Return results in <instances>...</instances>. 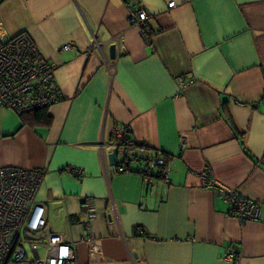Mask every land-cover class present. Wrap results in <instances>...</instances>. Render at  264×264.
I'll use <instances>...</instances> for the list:
<instances>
[{
	"label": "crops",
	"instance_id": "crops-1",
	"mask_svg": "<svg viewBox=\"0 0 264 264\" xmlns=\"http://www.w3.org/2000/svg\"><path fill=\"white\" fill-rule=\"evenodd\" d=\"M130 7L149 14L150 38ZM21 32L55 66L62 99L48 124L0 107V168L44 170L36 200L79 264H233L228 249L264 264V0H4L0 42ZM122 126L140 156L168 155V183L109 163ZM206 167L260 202L261 220L229 215L201 187Z\"/></svg>",
	"mask_w": 264,
	"mask_h": 264
},
{
	"label": "built area",
	"instance_id": "built-area-1",
	"mask_svg": "<svg viewBox=\"0 0 264 264\" xmlns=\"http://www.w3.org/2000/svg\"><path fill=\"white\" fill-rule=\"evenodd\" d=\"M167 6L173 7L174 2ZM148 18L144 9L130 7V24L142 30ZM71 47L67 44L64 48ZM54 67L24 32L0 42V107L18 115L59 102L62 96L54 79ZM123 137L122 128L116 127L113 132L116 158L122 157L127 148L135 146L133 141L122 145ZM138 149L144 148L138 146L135 150ZM260 162L264 166V154ZM148 167L156 176L144 175L145 183L150 184L157 177L169 182L168 158L163 152H156ZM66 170L82 175L80 168ZM125 171L126 159L117 167V172ZM43 173L41 168H0V264H79L76 242H66L60 233L50 230L45 206L36 200ZM201 187L213 190L218 198L224 199L227 213L240 223L261 220L260 202L249 200L236 188L219 183L207 167L201 173ZM81 208L89 222L95 216L91 203L84 200ZM88 235V224L85 223L83 238ZM224 260L237 264L231 249L226 251Z\"/></svg>",
	"mask_w": 264,
	"mask_h": 264
},
{
	"label": "trees",
	"instance_id": "trees-1",
	"mask_svg": "<svg viewBox=\"0 0 264 264\" xmlns=\"http://www.w3.org/2000/svg\"><path fill=\"white\" fill-rule=\"evenodd\" d=\"M3 1L4 0H0V3H2ZM142 32L147 39L150 38L154 34V31L147 28V25H145L142 28ZM45 111H46V108L38 109V110L26 112V113H19L18 116H19L23 125L28 124L31 121H43V122L48 124L49 118L47 117V114ZM226 120H227V123L229 124V126L231 127V129H233V131H234L235 127L232 123L231 118L228 115L226 116ZM121 128L123 130V135H124L123 141L121 142V144L125 145V144H127V141H133L129 135L128 128L125 126H122ZM134 144H135V146L127 148L126 149L127 152H125L124 155L122 157H120L119 160H117V162H116L117 167L120 166L122 163H124V161L126 159L127 160V171L128 170L130 171V169H131L130 166L132 163H136L137 169H135V170L132 169V170L139 173L142 177L144 175L155 177L156 176L155 173L148 167V163H149L151 158L140 156L137 153V151L135 150L136 147H138V146L139 147H146V146H144L143 144L137 143V142H134ZM146 149H148V148L146 147ZM163 154H164L165 158H168V155H166L165 153H163Z\"/></svg>",
	"mask_w": 264,
	"mask_h": 264
},
{
	"label": "water",
	"instance_id": "water-1",
	"mask_svg": "<svg viewBox=\"0 0 264 264\" xmlns=\"http://www.w3.org/2000/svg\"><path fill=\"white\" fill-rule=\"evenodd\" d=\"M4 41H2V42H4ZM115 49H116V47H115L114 44L109 47V57L111 59H114L115 58ZM116 156H117V149L116 148H113L111 150V152L107 156L109 163L113 164L115 162Z\"/></svg>",
	"mask_w": 264,
	"mask_h": 264
},
{
	"label": "rangeland",
	"instance_id": "rangeland-1",
	"mask_svg": "<svg viewBox=\"0 0 264 264\" xmlns=\"http://www.w3.org/2000/svg\"><path fill=\"white\" fill-rule=\"evenodd\" d=\"M50 223H51L52 228H54L53 230H56V227L59 228V226L62 224V222H58V221H54V220H52V222H50Z\"/></svg>",
	"mask_w": 264,
	"mask_h": 264
}]
</instances>
